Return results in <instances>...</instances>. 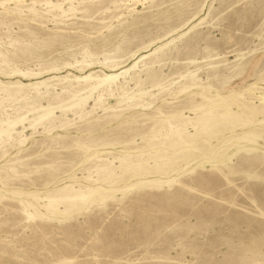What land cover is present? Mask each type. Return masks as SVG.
Masks as SVG:
<instances>
[{
	"label": "rangeland",
	"instance_id": "obj_1",
	"mask_svg": "<svg viewBox=\"0 0 264 264\" xmlns=\"http://www.w3.org/2000/svg\"><path fill=\"white\" fill-rule=\"evenodd\" d=\"M0 132V264H264V0H0Z\"/></svg>",
	"mask_w": 264,
	"mask_h": 264
},
{
	"label": "bare ground",
	"instance_id": "obj_2",
	"mask_svg": "<svg viewBox=\"0 0 264 264\" xmlns=\"http://www.w3.org/2000/svg\"><path fill=\"white\" fill-rule=\"evenodd\" d=\"M16 74H17V73H16ZM18 74H21V73L18 72ZM22 75H25V76H26V74H24V73H23ZM118 77H119V75H116V76H110V77L107 76V79H106V80H107V81H108V80H111V79H112V80H113V79L116 80ZM101 80H102V79H101ZM106 80H105V81H106ZM101 83H102V82H101ZM94 90H95V89H94ZM22 122H23V119H20V120L15 121V122H10V123H8L7 125H8V128H12V127H15L16 125H18V124H20V123H22ZM2 125H5V124L3 123ZM4 132H5V131H4ZM7 132H8V131H7ZM7 132H6V133H7ZM0 134L2 135V132H0Z\"/></svg>",
	"mask_w": 264,
	"mask_h": 264
}]
</instances>
